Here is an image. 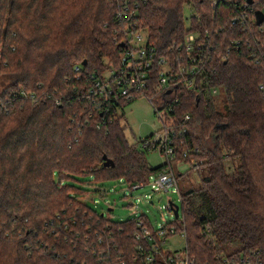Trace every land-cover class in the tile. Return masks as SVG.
<instances>
[{
    "label": "trees",
    "instance_id": "16d2710c",
    "mask_svg": "<svg viewBox=\"0 0 264 264\" xmlns=\"http://www.w3.org/2000/svg\"><path fill=\"white\" fill-rule=\"evenodd\" d=\"M120 1L0 0V264H143L144 231L157 235L146 215L115 221L83 200L89 191L64 183L93 176L133 187L170 165L152 168L146 155L155 149L144 143L153 134L130 143L123 122L134 100L161 97L160 65L142 93L88 100L92 74L104 80L122 67ZM254 3V13H264V0ZM246 4L131 0L126 11L148 28L158 56L184 54L178 50L191 33L211 52L199 91L178 86L160 105L172 123L188 127L175 158L208 171L199 188L180 193V218L171 222L186 232L196 264H218L216 254L264 258V24ZM186 6L194 11L189 27ZM214 89L225 95L219 106ZM187 148L198 152L184 157Z\"/></svg>",
    "mask_w": 264,
    "mask_h": 264
},
{
    "label": "built area",
    "instance_id": "2783aa9c",
    "mask_svg": "<svg viewBox=\"0 0 264 264\" xmlns=\"http://www.w3.org/2000/svg\"><path fill=\"white\" fill-rule=\"evenodd\" d=\"M130 3L131 0L120 1L119 6L123 8V10L121 9L117 12V18L119 19V22L123 21L125 23L123 26L124 28L121 29V31L125 34V41L123 42L125 45L128 44V48L122 54V67L120 69V73L118 75L115 70H108L107 72L110 71L109 76H105L107 73L106 72L104 74V80L99 79L98 75L92 74V85L90 88L91 90H89L90 92L88 95V100L91 101V98L94 97L93 94L98 96L100 93H105L107 96L113 95L114 99L117 101L118 96L131 97L130 94L134 91H141L140 93H142L148 90L150 86V72L154 64L157 63L162 67L160 84L162 85L161 88L163 93L159 99V104L156 102V99L153 96L151 97L148 95L146 98L157 105H155L156 113L163 119L160 108V105H162L161 102L173 98L178 86L185 87L188 90L199 91L197 80H199L202 74H205L204 72L207 62L211 59V52L207 51V40H201V42L199 41V35L191 33L186 37L183 45L179 47L178 51H182L184 54L177 57L176 59L165 55L158 56L156 47L150 42V32L147 28H143L140 25L135 17V13H133L134 10L130 13L131 17L127 18L128 14L126 11L129 9ZM254 4L255 3H248L245 5L249 7L252 6V14L254 13ZM254 14L255 20L257 21L256 13ZM262 24H264V22ZM262 31H264V26L262 27ZM197 41L199 42L196 43ZM240 44V41H237L234 44L235 48L239 47ZM79 69V67H76V70ZM110 78H112L111 82L109 80ZM96 91H99V93ZM92 101L93 107L97 108L99 111H102V106L95 105L97 102H95L93 99ZM186 119L189 120L190 116L187 115ZM173 124H175V126L169 127L168 125H165L163 130L153 134V137L144 143L145 147L155 149L163 153L168 161H170L172 158H175L177 155V143H179L177 142L178 137H183L188 133V127L186 125L176 127L177 124ZM194 152H198L197 148H187V150L184 151L183 156L187 157L188 154ZM197 165L198 162L195 163V166ZM144 184L145 182L137 183L132 188L133 190H136L138 188H142ZM152 186L158 190H164L166 192H168L172 187L177 186V179L171 166H167L157 173ZM179 206L181 208V204ZM168 208L174 214V209L170 203ZM177 219L174 215L173 220ZM171 222L164 224L161 226V228H155L157 230L156 236L150 234L147 230L144 231V238L141 240L145 241L146 246L140 244L137 248L139 255L143 258V264H153L156 257H159L164 264L197 263V259L194 253H192L190 250L187 243L186 232H178L177 228L171 225ZM139 225H141V222ZM179 233H182L181 235L185 239V247L182 249V256L181 254L176 255L175 252H173L174 250L165 248L168 238ZM137 238L140 239V236H137ZM215 259L218 261V264H264V259H260L259 256H250L245 253H240L239 255L234 256L216 254Z\"/></svg>",
    "mask_w": 264,
    "mask_h": 264
},
{
    "label": "rangeland",
    "instance_id": "374dc122",
    "mask_svg": "<svg viewBox=\"0 0 264 264\" xmlns=\"http://www.w3.org/2000/svg\"><path fill=\"white\" fill-rule=\"evenodd\" d=\"M193 15L194 11L192 7L186 6L184 10L186 27L191 25ZM109 73L110 71L105 76L108 77ZM3 84L4 78H0V90H2ZM211 94L214 95L216 104L218 106L221 105L225 96L223 90L214 89L211 90ZM159 99L156 100L158 104L160 102ZM155 105L148 98L142 96L125 108L123 122L126 125V135L130 143L136 144L140 139L148 138L150 135L163 130L165 125L169 127L175 126L165 110L161 109L163 119L159 117L156 113ZM176 127H181V125H176ZM146 157L152 168L168 162L166 156L158 150H149ZM195 163V160L191 162L178 158L170 160L168 167L171 166L176 176L177 186L172 187L168 192L158 190L152 186L157 173H153L144 186L136 190H133L126 182L119 180L101 181L99 183L95 181L96 179L93 176H76L75 180L64 181V183L74 186L79 191H89V193L83 196V200L88 201L91 207L98 212L111 216L115 221H123L144 214L153 227L161 228V226L170 223L174 219V214L168 208L169 203L173 202L180 205V193L193 188H199L202 184V178L207 175V169L200 168L198 170V166H195ZM234 166V163L229 161L227 163V170L233 171ZM55 179L59 182L60 177L58 174H56ZM181 234L179 233L168 238L165 248L174 250L173 252L176 255L181 254L182 256L185 239ZM226 249L228 251L236 250L235 248ZM260 259L264 258L260 255Z\"/></svg>",
    "mask_w": 264,
    "mask_h": 264
},
{
    "label": "water",
    "instance_id": "95a60500",
    "mask_svg": "<svg viewBox=\"0 0 264 264\" xmlns=\"http://www.w3.org/2000/svg\"><path fill=\"white\" fill-rule=\"evenodd\" d=\"M249 4H253L254 0H248ZM256 17H257V24L261 25L264 22V13L262 11H258L256 13ZM86 63V61H84V64ZM104 165L106 167H114L115 166V162L108 158L106 155H104ZM170 204L172 205L173 209H174V215L175 218H179L180 214H179V210H180V206L177 204H174L173 202H170Z\"/></svg>",
    "mask_w": 264,
    "mask_h": 264
}]
</instances>
